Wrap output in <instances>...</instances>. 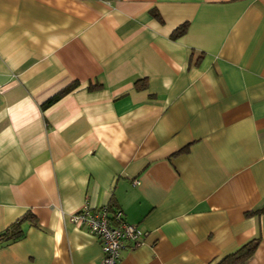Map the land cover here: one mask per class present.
<instances>
[{"label":"crops","instance_id":"0c3cea01","mask_svg":"<svg viewBox=\"0 0 264 264\" xmlns=\"http://www.w3.org/2000/svg\"><path fill=\"white\" fill-rule=\"evenodd\" d=\"M83 205L117 264H264V0H0V264H101Z\"/></svg>","mask_w":264,"mask_h":264},{"label":"built area","instance_id":"2783aa9c","mask_svg":"<svg viewBox=\"0 0 264 264\" xmlns=\"http://www.w3.org/2000/svg\"><path fill=\"white\" fill-rule=\"evenodd\" d=\"M70 217L76 227H86L97 237L101 264H117L121 248L126 244L138 246L147 234L138 224L126 221L121 210H111L108 205H83Z\"/></svg>","mask_w":264,"mask_h":264},{"label":"trees","instance_id":"16d2710c","mask_svg":"<svg viewBox=\"0 0 264 264\" xmlns=\"http://www.w3.org/2000/svg\"><path fill=\"white\" fill-rule=\"evenodd\" d=\"M187 24L183 23L179 25L177 28H175L171 36L172 38H177L181 36L182 34L185 33L186 31ZM62 93H64V90L59 92L57 95L54 97L48 99L45 101V103L42 105V107L49 105L52 103L55 99H57ZM21 222L20 220H17L10 224L7 228H5L1 233H0V241H6V240H16L21 238L24 233L21 229L20 226ZM260 237H255L244 243L234 254H230L224 258H222L219 262L216 264H242L246 259H248L253 251L255 250L258 242H259Z\"/></svg>","mask_w":264,"mask_h":264}]
</instances>
